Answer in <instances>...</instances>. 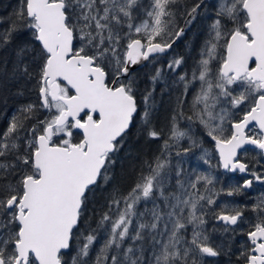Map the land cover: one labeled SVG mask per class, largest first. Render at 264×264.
<instances>
[{"label": "snow or ice", "instance_id": "snow-or-ice-1", "mask_svg": "<svg viewBox=\"0 0 264 264\" xmlns=\"http://www.w3.org/2000/svg\"><path fill=\"white\" fill-rule=\"evenodd\" d=\"M177 5L178 0H149L147 6L141 0H20L0 45L13 33H30L32 46L19 47L16 69L36 80L39 104L23 106L0 132V264H69L64 254L79 239L90 197L101 182H110L113 157L135 118L140 116L149 138L161 137L150 126L153 93L146 91L138 102L132 68L171 49L205 0L180 13L185 27L177 23ZM141 7L144 18L137 23L134 13ZM213 7L191 79L187 73L178 77L184 89L160 155L143 161L127 191L113 187L107 194L97 228L83 237L71 264H88L100 230L106 238L94 264H203L205 257L221 254L204 227V205H214L213 196L220 194L209 188L214 178L172 165V148L180 140L187 137L190 144L176 157L198 146L189 135L193 123L214 142L220 167L252 177L227 195L264 182V172L250 170L239 158L246 145L264 154V0H217ZM183 63V57L174 58L168 68L176 71ZM160 76L156 69L151 80ZM195 83L200 87L187 115L185 97ZM237 110L243 114L236 116ZM40 111L46 112L43 119ZM179 120L188 121V129L181 130ZM141 202L152 207L139 211ZM252 211L257 222L238 260L264 264V198ZM243 216V209L227 207L214 214L225 232L234 231Z\"/></svg>", "mask_w": 264, "mask_h": 264}, {"label": "trees", "instance_id": "trees-1", "mask_svg": "<svg viewBox=\"0 0 264 264\" xmlns=\"http://www.w3.org/2000/svg\"><path fill=\"white\" fill-rule=\"evenodd\" d=\"M216 0H207L205 5L209 2H215ZM199 2V0H178V5L174 9L177 11V23L180 27L185 26V19L183 13L185 9H190L193 4ZM149 0H141V5L147 6ZM20 7V0H0V33L7 30L11 24L13 14ZM138 17L137 23L143 16V7L140 8L138 13H134ZM196 19L192 24H196ZM205 21L201 22L199 30L203 27ZM193 28L185 31L184 35L179 38L171 48V50L164 55H158L151 58L143 67L132 71V74L136 80L137 99L138 102L142 100V96L146 91H152V103L154 107L151 109V127L156 128L161 132L159 139H151L147 136L146 131L142 127L140 116H137L134 120L133 126L129 129L127 136L124 139L123 146L117 152L113 159L115 164L110 169L109 175L111 176L110 182L105 186L101 182V187L96 190L94 196L90 197L88 208L84 214L82 222L79 225L78 232L76 233L78 240L74 239L73 248L70 252L64 254V259L71 264V257L76 254L77 248L83 242V237L97 228L100 213L104 210L105 197L113 189L118 187L123 191H127L137 180L139 176L143 161L151 160L154 156L160 155L164 141L170 135V118L173 114V110L176 108L177 97H180L184 85L179 81L178 77L181 74L187 73L190 79V72L193 65L196 63V59L192 60V55L195 56L199 53L198 42L196 40L195 46L193 45L194 39L191 36ZM207 31L202 30L200 35L204 38L205 42L207 38ZM200 39V38H199ZM28 45L31 48V35H21L20 33H13L12 39L8 44L0 45V132L7 128L8 122L13 115L19 114V110L28 104H39L36 80L30 79L28 76L21 75L16 69L18 60L17 51L19 47ZM30 55V54H29ZM183 57L184 64L179 68L177 73L167 70V62L174 58ZM164 71V77L159 78L155 82L151 80V77L155 75L156 69ZM190 92H188L187 98H189ZM141 113L143 112V104L140 105ZM46 112L40 111L37 113V117L43 119ZM241 116V115H239ZM35 123L30 121L29 124ZM180 127V126H179ZM182 130V127H180ZM202 132L203 129L195 130L194 133ZM204 132V131H203ZM77 135V134H76ZM205 135V134H204ZM209 145L215 149L214 142L205 135ZM184 145V141H182ZM184 148L180 146L178 149ZM194 149V148H192ZM222 174H224L222 172ZM264 183V182H263ZM264 186V185H263ZM151 208L152 204L149 202L145 204L141 202L138 206L139 211H144L145 208ZM215 214H211L212 216ZM213 219V217H211ZM217 234L218 231H216ZM213 232V237L216 236ZM222 233V231H220ZM98 239L93 244L88 259V264H94L95 257L99 248L105 240V233L100 230L98 233ZM217 241L222 246L219 251L221 254L217 257H208L203 261V264H243L238 260L239 250L237 248V254H233L234 244L232 243V233H222ZM151 253L149 252L148 255Z\"/></svg>", "mask_w": 264, "mask_h": 264}, {"label": "flooded vegetation", "instance_id": "flooded-vegetation-1", "mask_svg": "<svg viewBox=\"0 0 264 264\" xmlns=\"http://www.w3.org/2000/svg\"><path fill=\"white\" fill-rule=\"evenodd\" d=\"M213 3L214 2H209L205 5L204 8L200 9V13L196 18V21H198L196 24L193 25L191 23L190 25H188L186 27L185 31L189 30L191 27L193 28L191 36L194 39V42H193L194 46H195L196 40H198V42L201 40V42L198 44L197 47H200L202 41H204V38H202L200 35L201 31L205 30L208 32V25L211 23V19H209L208 17H210V16H208L205 13V8L211 6ZM202 21H205V24L199 30ZM183 27H185V26H183ZM158 55H164V54H157L155 56H158ZM194 58H195V56L192 55V60H194ZM169 62H170V60L167 62V64H169ZM184 62H185V60H184ZM168 70H170V69H168ZM252 127H254V125ZM76 134L79 135L78 132ZM214 146H215V144H214ZM215 152H216V150H215ZM216 157H217L216 162L218 164L217 166H219V155L217 152H216ZM239 158L241 161H243L244 163L249 165L250 170L255 171V169L259 170V168L264 167V154H262L260 152V150L256 149L254 146L248 147L245 150H243L239 154ZM222 172L224 174H222ZM218 173L220 175L219 177L216 178L218 185H226L229 187V189L239 187L240 185L243 184V181L246 179H252L250 173H240L239 171L232 172V171H228V170L225 171L220 166L218 169ZM255 185H256V189H255ZM263 185H264L263 182L256 181L253 183L251 188L244 189L243 191H241L235 195L230 196V198L232 200L231 203L233 205L232 209H243L244 210L243 220L238 221L237 226H233L234 231L232 229H229V231H228V232L232 233V240H233L232 243L234 244L233 252H232L233 254H235V253L237 254V252H236L237 248L241 250L242 245H245L248 243L246 233L250 229L251 225L257 222V214L252 211V208L254 207V205L257 204V196L259 197L258 194L260 193L263 195V192H264V186ZM205 220H206V224H207L208 228L211 227L215 233H216V230H218L219 234L227 233L225 231H222L224 229H223V225L220 221L211 219V216H209V217L206 216ZM219 228H221L222 233H220ZM219 234L216 233V236L214 237L215 240H217L221 236ZM240 250H239V254H240Z\"/></svg>", "mask_w": 264, "mask_h": 264}, {"label": "rangeland", "instance_id": "rangeland-1", "mask_svg": "<svg viewBox=\"0 0 264 264\" xmlns=\"http://www.w3.org/2000/svg\"><path fill=\"white\" fill-rule=\"evenodd\" d=\"M216 2H217V0L211 6L205 8V13L208 16H212L214 14L215 9H214L213 5ZM203 45H204V43H201V45L199 47V53L197 55L195 54V58H197V57L198 58L196 59V63L193 65L192 70L196 67L197 61H199V59H200V52H201ZM172 60L173 59H171L170 62ZM168 69L169 68H168V64H167V70ZM178 69H176V71H172V72L176 73L178 71ZM160 70H161V76L159 78L164 77V74H165L164 71L162 70V67L160 68ZM192 70L190 72V79H191ZM199 87H200L199 83H195L194 85L190 86V90H189L190 96H189V98H187V96L185 97L187 102L184 106V110H185V113L187 115H191V112L188 110V105L191 103L192 96L195 94L196 91L199 90ZM181 96H182V94H181ZM247 107H248V105L242 106L243 110H247ZM242 114H243L242 111H239V110L235 111L236 116H239ZM178 124L180 127H182V130L188 129V127H189V122L186 120H179ZM199 127L200 126L198 124L193 123L191 126V131L189 132V135L198 142V146L195 147L194 149H191V151L187 155H182L180 157L175 156V152L180 150V149L173 147L172 148V153H173L172 154V165L175 166V165L179 164L188 173H193V172L197 173V174L198 173H204V174L211 175L214 178V184L210 185L209 188L210 189L214 188L215 191L219 192L220 194L218 196H215V195L213 196V199H215V201H216V203L214 205L208 206L205 203L204 207H205V210L207 213L206 216L207 217L211 216L215 220L214 215L213 216L211 215V214H213V212H215V213L219 212L221 209H223L225 207H227L228 209H232L233 205L231 203L232 200H231L230 196L227 195V192L230 190L229 187L226 185H218V182L216 181V178L220 176L218 173L219 166H217L218 164L216 162V159H217L216 152L217 151L215 152V149L209 145V142L205 138V135H204L205 133L203 131L202 132L200 131L198 133H194L195 130L198 131ZM226 127H227V124H226ZM182 141H184V145H183ZM189 144H190V141L188 140L187 137H185L184 139L179 141V147L183 146L184 148H186V147H189ZM205 150H207V156L204 155ZM205 161H207V162H205ZM255 171L264 172V167L259 168V170L255 169ZM221 189H223V191H221ZM255 189H256V185H255ZM200 190H201V192L204 191L203 185L200 186ZM205 194L211 195L212 193L209 192V193H205ZM258 195H259V197L257 196V202L261 198H264V192H263V195L260 193ZM206 216H205V219H206ZM204 227H205L206 234L208 235L212 246L218 247V250L221 249L222 246L219 244L220 240L217 241L213 237L214 230L211 227L208 228L207 224H205ZM216 231H218V230H216ZM219 231H221V228H219ZM222 231H224V230H222ZM188 233H189V238H190L191 227H189ZM205 259H207V257H205L204 260Z\"/></svg>", "mask_w": 264, "mask_h": 264}, {"label": "water", "instance_id": "water-1", "mask_svg": "<svg viewBox=\"0 0 264 264\" xmlns=\"http://www.w3.org/2000/svg\"><path fill=\"white\" fill-rule=\"evenodd\" d=\"M205 1H207V0H205ZM178 40V39H177ZM176 40V41H177ZM175 41V42H176ZM174 45V44H173ZM173 45H172V47H173ZM171 49H169V50H167L165 53H161V54H167L169 51H170ZM157 55V54H156ZM149 61V60H148ZM148 61H143L141 64H138V65H136V66H134L133 68H132V71H134V70H136V69H138V68H141V67H143ZM248 147H252V145H246L245 146V149L246 148H248ZM255 147V146H254ZM243 150H241L240 152H239V154L242 152ZM218 153V152H217ZM219 155V154H218ZM243 162V161H242ZM223 169V168H222ZM223 170H225V169H223ZM225 171H227V170H225ZM233 172V171H232Z\"/></svg>", "mask_w": 264, "mask_h": 264}]
</instances>
